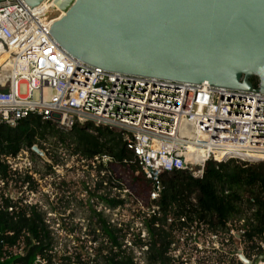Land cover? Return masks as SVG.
I'll use <instances>...</instances> for the list:
<instances>
[{"label": "built area", "instance_id": "built-area-1", "mask_svg": "<svg viewBox=\"0 0 264 264\" xmlns=\"http://www.w3.org/2000/svg\"><path fill=\"white\" fill-rule=\"evenodd\" d=\"M6 53L0 65V77L5 78H0V124L14 128L36 116L41 125L50 124L63 133L88 123L93 126L86 127L87 132L93 136L100 127L122 132L141 173L152 182L149 202L161 195L162 173L199 170L202 175L208 162H264V94L258 90L174 83L79 63L58 45L24 0H0V57ZM13 159L16 162H11ZM18 159L15 156L4 161L20 176L23 168L17 164ZM94 161L104 167L112 163L106 156ZM18 198L29 204L21 195ZM30 206L42 214L53 239L48 252L51 258H40L34 264H95L87 252L73 251L59 259L56 244L61 239L55 236L68 231L69 218L55 209L48 212L37 204ZM147 209L150 214L159 210L153 204ZM98 214L102 215L101 211ZM69 233L74 235L73 241H85ZM260 245L264 250V243ZM261 257L259 264H264V254L251 262Z\"/></svg>", "mask_w": 264, "mask_h": 264}, {"label": "trees", "instance_id": "trees-1", "mask_svg": "<svg viewBox=\"0 0 264 264\" xmlns=\"http://www.w3.org/2000/svg\"><path fill=\"white\" fill-rule=\"evenodd\" d=\"M251 82L258 87L257 78ZM91 126L92 123H88L60 134L50 124L41 125L36 116H30L14 128L0 124V179L9 181L19 176L5 164V158L17 156L23 148L32 149L45 136L51 135L62 142L69 141L73 153L79 154L81 159L110 158L112 163L104 172L109 166L113 170H129L137 182L135 190L141 183L144 189L147 187L146 205L153 204L159 210L144 219L147 240L143 242L140 236L135 238L136 245L147 247L145 264H171L169 254L177 242L175 234L194 224L196 229L217 237L223 248L230 246L228 253L220 254L217 264H242L237 257L239 249L250 261L264 254L260 245L264 243V162H208L202 175L199 170L162 173L161 195L157 201L149 202L152 182L141 173L133 152L127 148L125 135L100 127L93 136L86 129ZM26 179L31 180L30 177ZM3 190L0 189V239L3 240L0 264H34L40 258L50 259L52 232L45 225L42 214L37 207L6 196ZM101 200L110 208L126 202L111 198L108 193ZM93 213L92 216L98 218L103 241L98 243L101 236L97 235L98 229H93L92 241L96 247L90 260L95 264H137L124 243L127 236L124 229L108 225L102 215ZM16 250L22 251L16 253ZM76 261L80 263L81 257L77 256Z\"/></svg>", "mask_w": 264, "mask_h": 264}, {"label": "water", "instance_id": "water-1", "mask_svg": "<svg viewBox=\"0 0 264 264\" xmlns=\"http://www.w3.org/2000/svg\"><path fill=\"white\" fill-rule=\"evenodd\" d=\"M24 1L79 63L264 94V0ZM32 151L44 156L37 146ZM238 258L263 259L251 262L241 249Z\"/></svg>", "mask_w": 264, "mask_h": 264}, {"label": "rangeland", "instance_id": "rangeland-1", "mask_svg": "<svg viewBox=\"0 0 264 264\" xmlns=\"http://www.w3.org/2000/svg\"><path fill=\"white\" fill-rule=\"evenodd\" d=\"M6 57V55L0 57V65ZM21 93H26L25 87H22ZM34 97L38 99V93ZM48 97L49 92L46 93V99ZM59 133L63 132L59 131ZM69 143V141L62 142L58 137L45 136L38 145H35L44 153L43 157L33 153L29 148V151L23 152L26 150L23 148L20 155H17L20 157L17 164L21 165L23 169L21 167L20 169L23 172L20 176L14 177V180L0 179V187L11 193L15 200L21 195V198L27 199L29 206L37 204L41 210L47 209L48 212L55 209L69 218L68 231H59L60 233L55 236L58 240L61 239L56 244L59 259L67 254H74L73 251L79 254L91 253L94 257L93 248L96 244L92 241L94 236L92 230L98 229L97 235L102 238H99L98 243L103 241V237L101 233L99 234L98 218H94L92 213L98 214V211H101L103 219H108L118 229H124L127 233L124 243L128 252H131L137 264H145L144 253L147 247L136 245L135 238L140 236L145 242L148 237L144 224V219L150 215L147 209L149 206H146L147 187L144 189L141 183V186L135 190L137 187L135 176L127 169L113 170L109 166L106 174L104 170L107 167L104 168L102 162L81 159L79 154L73 153V146H69ZM13 161L15 160L11 162ZM26 176L31 180H27ZM2 181L5 183L2 184ZM118 188L120 191L117 190ZM107 193L115 199L121 200L122 196L126 201L125 204L114 209L109 208L101 200V197ZM107 208L109 210L106 212ZM70 231L85 241H81V238L76 242L73 241L74 235H71ZM225 236L223 239L228 243ZM175 238L177 242L172 245V252L169 254L172 258L171 264H217L220 254L228 253L230 247L225 245L223 248L220 240L213 239L212 235L202 232L201 229H196L195 224L177 232ZM85 245L86 247L82 249L81 247ZM58 258H55L57 262H59ZM84 258L88 260L86 255Z\"/></svg>", "mask_w": 264, "mask_h": 264}, {"label": "bare ground", "instance_id": "bare-ground-1", "mask_svg": "<svg viewBox=\"0 0 264 264\" xmlns=\"http://www.w3.org/2000/svg\"><path fill=\"white\" fill-rule=\"evenodd\" d=\"M5 55L8 56L7 53ZM0 78H2L3 80L5 79L4 77H0Z\"/></svg>", "mask_w": 264, "mask_h": 264}]
</instances>
